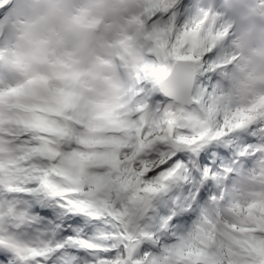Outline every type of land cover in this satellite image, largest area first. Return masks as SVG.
I'll use <instances>...</instances> for the list:
<instances>
[{
  "label": "snow or ice",
  "instance_id": "obj_1",
  "mask_svg": "<svg viewBox=\"0 0 264 264\" xmlns=\"http://www.w3.org/2000/svg\"><path fill=\"white\" fill-rule=\"evenodd\" d=\"M0 264H264V0H0Z\"/></svg>",
  "mask_w": 264,
  "mask_h": 264
}]
</instances>
